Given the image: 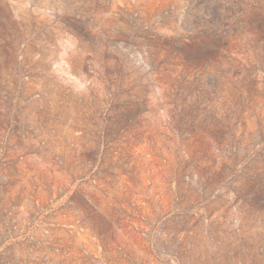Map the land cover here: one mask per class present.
<instances>
[{"label":"rangeland","instance_id":"374dc122","mask_svg":"<svg viewBox=\"0 0 264 264\" xmlns=\"http://www.w3.org/2000/svg\"><path fill=\"white\" fill-rule=\"evenodd\" d=\"M0 264H264V0H0Z\"/></svg>","mask_w":264,"mask_h":264}]
</instances>
